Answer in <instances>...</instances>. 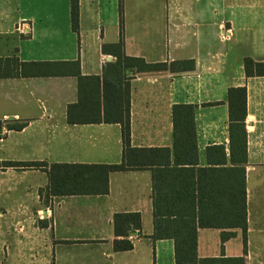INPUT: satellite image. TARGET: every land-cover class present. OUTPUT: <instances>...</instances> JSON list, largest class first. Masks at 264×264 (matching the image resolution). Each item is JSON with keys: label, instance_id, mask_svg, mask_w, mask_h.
<instances>
[{"label": "crops", "instance_id": "crops-1", "mask_svg": "<svg viewBox=\"0 0 264 264\" xmlns=\"http://www.w3.org/2000/svg\"><path fill=\"white\" fill-rule=\"evenodd\" d=\"M79 1L75 33L71 0H0V59L79 62L82 77L103 80L116 61L103 47L120 42L122 17L128 57L195 69L131 77V147L165 152L111 173L108 194L52 196L44 170L0 169V264H176L175 241L153 239L156 203L163 214H246V234L198 228L197 256L264 264V77H247L244 67L264 62V0ZM232 88L247 90L246 161L231 147ZM78 101L75 75L0 79V163L120 165L122 126L70 124ZM177 105L196 107V152L175 148ZM118 214L141 216L129 251L114 249L124 240Z\"/></svg>", "mask_w": 264, "mask_h": 264}, {"label": "trees", "instance_id": "trees-1", "mask_svg": "<svg viewBox=\"0 0 264 264\" xmlns=\"http://www.w3.org/2000/svg\"><path fill=\"white\" fill-rule=\"evenodd\" d=\"M72 28L75 33L80 29V1L71 0ZM122 14V6L120 7ZM104 53H111L115 63L109 64L99 77H82L79 62L74 63H23L18 58L0 59V79L14 77H40L75 75L79 78V101L68 108V121L72 125L120 124L122 126L123 160L120 165H52L47 163H0V169H42L48 173L52 196L106 195L109 193V175L131 169H141L145 153H162L164 150H140L131 147L130 80L135 74L152 72H187L195 69L192 61L172 64H149L142 58H131L124 51L123 18L121 17V40L118 44L104 46ZM247 77H264V62L257 63L245 59ZM230 116L231 147L247 160V90L232 88L228 93ZM195 109L193 105H177L173 108L174 139L176 150L187 147L188 152H196ZM2 124L0 123V127ZM25 125H10V130L21 131ZM117 237L116 252L133 248L127 237L132 229L141 228L139 214H118L114 219ZM198 228H241L246 234L248 223L246 214H225L209 216L196 214H163L156 203L154 240L172 239L176 246V264H245L243 258L237 259H199L197 256ZM231 234H224L227 240Z\"/></svg>", "mask_w": 264, "mask_h": 264}, {"label": "rangeland", "instance_id": "rangeland-1", "mask_svg": "<svg viewBox=\"0 0 264 264\" xmlns=\"http://www.w3.org/2000/svg\"><path fill=\"white\" fill-rule=\"evenodd\" d=\"M124 9H123V6H122V11H123Z\"/></svg>", "mask_w": 264, "mask_h": 264}, {"label": "water", "instance_id": "water-1", "mask_svg": "<svg viewBox=\"0 0 264 264\" xmlns=\"http://www.w3.org/2000/svg\"><path fill=\"white\" fill-rule=\"evenodd\" d=\"M2 131V130H1Z\"/></svg>", "mask_w": 264, "mask_h": 264}]
</instances>
